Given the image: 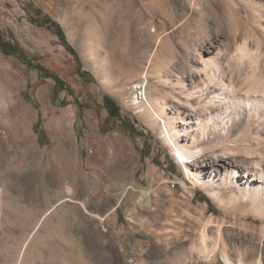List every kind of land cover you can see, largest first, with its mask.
Listing matches in <instances>:
<instances>
[{
	"label": "rangeland",
	"instance_id": "1",
	"mask_svg": "<svg viewBox=\"0 0 264 264\" xmlns=\"http://www.w3.org/2000/svg\"><path fill=\"white\" fill-rule=\"evenodd\" d=\"M35 8L60 23L80 68L52 29L29 22ZM0 34L70 89L59 91L52 78L0 49V264L17 263L30 233L42 237L22 264H94L97 228L120 253L111 264L163 259L164 231L193 238L203 225L207 243L219 225L233 251L264 255V210L223 193L215 198L185 177L158 122L148 119L161 93L143 77L189 73L200 66L198 52L242 75L244 38L264 60V0H0ZM139 83L149 87V110L131 101ZM104 95L118 103L119 117L103 107ZM257 138L239 141L237 159L264 168V135ZM198 154L187 160L200 162ZM144 191L137 230L127 208Z\"/></svg>",
	"mask_w": 264,
	"mask_h": 264
},
{
	"label": "bare ground",
	"instance_id": "2",
	"mask_svg": "<svg viewBox=\"0 0 264 264\" xmlns=\"http://www.w3.org/2000/svg\"><path fill=\"white\" fill-rule=\"evenodd\" d=\"M239 49L249 63L242 75L234 76V72L225 67L226 62L216 63L203 56L202 52H198L197 61L200 66L189 73L172 70L145 73L143 77H149L156 91L161 93L159 98H155L158 111L156 115H149L148 119L152 123L158 122L159 135L181 164L186 178L191 179L195 185L207 188L215 198L222 193L226 194L224 197L235 204L238 201L246 202L260 214L264 210V168L259 167L255 160L240 163L236 146L245 138L255 140L264 135V60L250 50L246 38ZM134 88L136 95L131 99L133 104L141 111L149 110L152 106L149 87L139 83ZM196 154L201 158L200 162L187 160ZM201 172L208 173L204 180L200 179ZM147 195L148 191L142 192L132 206L127 208V220L133 229H142L143 221L135 215V210L137 203L141 204ZM113 211L114 208L109 213ZM107 217L105 215L99 220L105 221ZM112 219L117 222L115 215ZM103 229L97 228L94 239H90L94 264H111L120 254L111 246L112 242L106 238L109 233ZM168 232L164 231L158 237L164 245V252L157 257L162 255L163 259L155 258L151 264H264V255H260V252L255 255L245 250L233 251L219 225L211 243L206 242L208 234L205 225L199 229L198 236L193 238ZM114 235L119 238L120 230ZM41 237L39 233H30L25 238L16 264L24 263L31 245ZM87 260L90 262V259ZM137 263L144 264L141 256Z\"/></svg>",
	"mask_w": 264,
	"mask_h": 264
},
{
	"label": "trees",
	"instance_id": "3",
	"mask_svg": "<svg viewBox=\"0 0 264 264\" xmlns=\"http://www.w3.org/2000/svg\"><path fill=\"white\" fill-rule=\"evenodd\" d=\"M40 15H42L41 16L42 19L39 22L37 17L40 16ZM28 20H29L30 23L40 24V25H42V26H44L46 28L52 29L54 31V33L57 35V37L59 38V41L61 42V44L76 59L75 52L73 51L72 46L67 41L65 32H63L64 30H63V28H62V26L60 25L59 22H57L55 19H53L49 14L44 13L39 8H35L33 14H30V13L28 14ZM0 49L5 54L15 56L19 61L24 63L27 66V68L36 69L39 72L41 77H50V78H52L54 80V82H55V86H57L59 91L65 89L67 92H70L69 86L66 84V82L64 80H62L56 74L48 71L41 64L33 62L30 58L26 59L23 56V52H22L23 50H22V48H21V46H20V44L18 42L6 39V38L3 37L2 34H0ZM76 62H77V59H76ZM77 67L80 68V65L78 64V62H77ZM82 74L83 75L84 74H89V72L81 71V74L79 73V75L82 76ZM102 105L107 110L108 114L111 117H119L120 116L118 103L111 96L104 95L103 98H102ZM39 121L40 120L38 119V121H37V123L35 125L36 129L38 127ZM203 199L205 201H207V202L209 201L206 196H203Z\"/></svg>",
	"mask_w": 264,
	"mask_h": 264
}]
</instances>
